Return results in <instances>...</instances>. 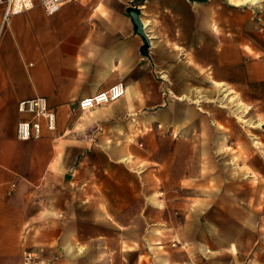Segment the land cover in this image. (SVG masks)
<instances>
[{
  "label": "crops",
  "instance_id": "1",
  "mask_svg": "<svg viewBox=\"0 0 264 264\" xmlns=\"http://www.w3.org/2000/svg\"><path fill=\"white\" fill-rule=\"evenodd\" d=\"M239 1L0 14V264H264V0ZM35 97L56 129L18 140Z\"/></svg>",
  "mask_w": 264,
  "mask_h": 264
},
{
  "label": "built area",
  "instance_id": "2",
  "mask_svg": "<svg viewBox=\"0 0 264 264\" xmlns=\"http://www.w3.org/2000/svg\"><path fill=\"white\" fill-rule=\"evenodd\" d=\"M70 0H0V14L2 23L7 22L13 16L27 13L36 6L40 5L45 10L46 14L52 15L58 12L62 6ZM254 5L260 11V0H256ZM125 86L122 82H118L111 86L108 90L101 92L95 96L78 100L72 104L73 110L87 112L98 107L116 102L125 95ZM18 112L22 118L18 121L16 127V137L21 141L39 139L43 136V126L49 130L56 129L57 116L54 109L49 105L47 98L35 97L28 100H23L18 103ZM173 246H175L173 244ZM35 255L27 253L25 261L31 264Z\"/></svg>",
  "mask_w": 264,
  "mask_h": 264
},
{
  "label": "water",
  "instance_id": "3",
  "mask_svg": "<svg viewBox=\"0 0 264 264\" xmlns=\"http://www.w3.org/2000/svg\"><path fill=\"white\" fill-rule=\"evenodd\" d=\"M128 12L132 16V21L135 25L136 33H138L142 36L143 41L145 43V47H148L149 41H148V38L146 37L145 32H144V26H143V23H142L141 18H140V13H141L140 10L138 8H129Z\"/></svg>",
  "mask_w": 264,
  "mask_h": 264
},
{
  "label": "rangeland",
  "instance_id": "4",
  "mask_svg": "<svg viewBox=\"0 0 264 264\" xmlns=\"http://www.w3.org/2000/svg\"><path fill=\"white\" fill-rule=\"evenodd\" d=\"M230 2H232V3H236V2H240L239 0H235V1H231L230 0ZM245 4H249V2H247V3H245ZM239 5V4H238ZM262 128L264 129V125L262 126ZM254 179V181H253V183L254 184H257L258 183V179L257 178H253ZM264 178H259V182L261 183V184H264V180H263Z\"/></svg>",
  "mask_w": 264,
  "mask_h": 264
},
{
  "label": "bare ground",
  "instance_id": "5",
  "mask_svg": "<svg viewBox=\"0 0 264 264\" xmlns=\"http://www.w3.org/2000/svg\"><path fill=\"white\" fill-rule=\"evenodd\" d=\"M246 1H249V2H250L251 0H246ZM225 99H226V98H225Z\"/></svg>",
  "mask_w": 264,
  "mask_h": 264
}]
</instances>
